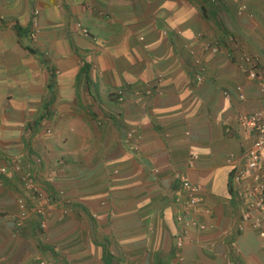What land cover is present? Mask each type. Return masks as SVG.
I'll use <instances>...</instances> for the list:
<instances>
[{"label": "crops", "instance_id": "obj_1", "mask_svg": "<svg viewBox=\"0 0 264 264\" xmlns=\"http://www.w3.org/2000/svg\"><path fill=\"white\" fill-rule=\"evenodd\" d=\"M197 34L220 51L202 52ZM231 37L264 76V0H0L1 164L41 158L60 199L41 215L19 176L0 177V264H264L230 183L264 92ZM175 175L200 187L206 226L187 230L183 261Z\"/></svg>", "mask_w": 264, "mask_h": 264}, {"label": "built area", "instance_id": "obj_2", "mask_svg": "<svg viewBox=\"0 0 264 264\" xmlns=\"http://www.w3.org/2000/svg\"><path fill=\"white\" fill-rule=\"evenodd\" d=\"M84 33L86 34L87 32L84 31ZM230 41L233 44L234 50L241 54L242 61L248 67V78L250 80H258L260 89L264 92V76L259 73L257 60L243 52L240 41L236 40L234 37H231ZM195 42L202 52L217 54L220 51L219 44L205 40L201 34L195 36ZM193 52L194 51H190L191 55L194 54ZM195 64L198 67L197 69L202 71L203 67L201 66L200 59H196ZM158 79L160 80L161 76H159ZM196 81L198 83L201 82L202 75H197ZM127 91L125 87H121L115 92L118 103H122L125 100V92ZM135 94L139 98L152 96L153 87L149 84H145V86L141 90L136 91ZM240 98L243 99L242 96H240ZM55 115V112L51 111L45 121H49ZM244 126L251 136L250 148L245 151L237 162L232 163L230 183L233 187V198L242 209V223L239 226L240 229H243V223H247L250 228L258 234L264 247V111L249 114L244 119ZM43 133L46 137L51 136L52 128L46 125L43 129ZM127 139H133L135 141L133 148L135 151H138L140 137L136 135L135 132L129 131L127 133ZM193 158L195 159L196 156H193ZM25 160L26 162L18 156H13L7 160L8 165H2L0 158V177H6L7 175L19 176L23 192H25L24 194L29 197L30 202L36 203L34 208L35 211L44 215L46 206L51 205L52 200L54 203L55 199H59V196L52 195L47 189V186L53 183L56 177L51 174L45 181L40 180L37 172L42 167L41 158L26 156ZM174 179L179 181L180 188L186 199L184 215L179 218L183 229L174 235L176 260L183 261L181 250L187 230L190 228L204 230L206 226L194 217L198 206L203 202L200 195V187L195 183L182 179L180 175H175ZM58 201H60V199ZM18 206L22 210H27L26 208H29L28 202L22 199L19 200ZM30 207H33V205ZM40 228H44L42 222ZM231 246H236V243L232 242ZM40 264L50 263L41 261Z\"/></svg>", "mask_w": 264, "mask_h": 264}, {"label": "clouds", "instance_id": "obj_3", "mask_svg": "<svg viewBox=\"0 0 264 264\" xmlns=\"http://www.w3.org/2000/svg\"><path fill=\"white\" fill-rule=\"evenodd\" d=\"M86 32V31H85Z\"/></svg>", "mask_w": 264, "mask_h": 264}]
</instances>
